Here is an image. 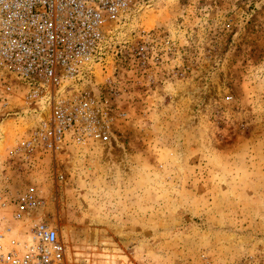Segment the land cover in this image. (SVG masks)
<instances>
[{"label": "rangeland", "instance_id": "obj_1", "mask_svg": "<svg viewBox=\"0 0 264 264\" xmlns=\"http://www.w3.org/2000/svg\"><path fill=\"white\" fill-rule=\"evenodd\" d=\"M107 29L104 146L14 153L32 114L0 70V223L34 186L67 264H264V0H130Z\"/></svg>", "mask_w": 264, "mask_h": 264}, {"label": "built area", "instance_id": "obj_2", "mask_svg": "<svg viewBox=\"0 0 264 264\" xmlns=\"http://www.w3.org/2000/svg\"><path fill=\"white\" fill-rule=\"evenodd\" d=\"M129 2L0 0V70L24 90L32 114L14 153L57 161L109 142L124 113L94 77L111 46L107 26ZM44 205L28 186L13 208L4 209L9 216L0 223V264H67L58 228L29 217Z\"/></svg>", "mask_w": 264, "mask_h": 264}]
</instances>
